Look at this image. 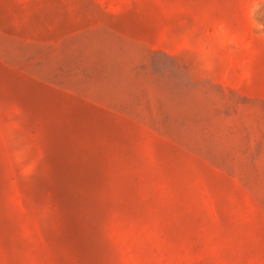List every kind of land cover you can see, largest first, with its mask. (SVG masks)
Here are the masks:
<instances>
[{"label": "rangeland", "instance_id": "374dc122", "mask_svg": "<svg viewBox=\"0 0 264 264\" xmlns=\"http://www.w3.org/2000/svg\"><path fill=\"white\" fill-rule=\"evenodd\" d=\"M0 264H264V0H0Z\"/></svg>", "mask_w": 264, "mask_h": 264}]
</instances>
